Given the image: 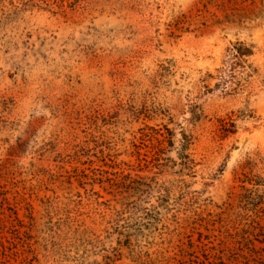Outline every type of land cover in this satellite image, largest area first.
Masks as SVG:
<instances>
[{
	"label": "rangeland",
	"instance_id": "374dc122",
	"mask_svg": "<svg viewBox=\"0 0 264 264\" xmlns=\"http://www.w3.org/2000/svg\"><path fill=\"white\" fill-rule=\"evenodd\" d=\"M0 264H264V0H0Z\"/></svg>",
	"mask_w": 264,
	"mask_h": 264
},
{
	"label": "trees",
	"instance_id": "16d2710c",
	"mask_svg": "<svg viewBox=\"0 0 264 264\" xmlns=\"http://www.w3.org/2000/svg\"><path fill=\"white\" fill-rule=\"evenodd\" d=\"M235 53L236 54H238V56H242V57H244V56H247V55H251V50L250 49H235ZM234 56H235V54H234ZM186 146L185 145H183V147H182V149H183V151L184 150H186ZM214 258L215 259H217V255H214Z\"/></svg>",
	"mask_w": 264,
	"mask_h": 264
}]
</instances>
